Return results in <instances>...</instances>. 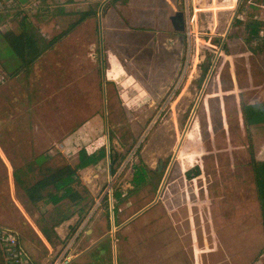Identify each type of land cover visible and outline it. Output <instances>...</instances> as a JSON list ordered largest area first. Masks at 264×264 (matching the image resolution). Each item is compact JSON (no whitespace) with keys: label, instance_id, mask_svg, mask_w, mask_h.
Listing matches in <instances>:
<instances>
[{"label":"rangeland","instance_id":"374dc122","mask_svg":"<svg viewBox=\"0 0 264 264\" xmlns=\"http://www.w3.org/2000/svg\"><path fill=\"white\" fill-rule=\"evenodd\" d=\"M140 1L130 0V6ZM61 2L24 0L16 16L19 2L1 0L0 33L17 34L24 15L44 39L55 37L77 17L73 5L71 12H59ZM179 2L180 11L155 12V19L149 14L143 24L125 19L138 12L122 16V8L116 7L104 20L98 1L80 4L95 14L61 37L31 69L13 76L19 62L0 39L5 67L0 86V226L14 229L24 247L38 255L44 248L34 225L50 222L53 214L51 206L30 203L20 187L8 183L2 157L25 179L38 175L35 166L25 171L37 153L51 154L50 166L68 160L74 164L76 154L70 150L64 156L58 148L74 130L81 131L72 143L76 152H91L102 144L115 153L112 174L105 158L79 177L77 189L84 197L77 204L80 211L67 219L63 238L53 240L44 264L63 254L68 264H173V253L181 259L190 251L188 216L194 218L199 239L202 215H255L249 151L263 159L264 122L246 127L240 108L264 103V48L255 39L247 43L244 29L248 20L264 19V0H240L233 26L229 22L239 0L216 14L206 10L208 0ZM148 7L143 4V11ZM133 165L149 170L146 183L136 189L131 188ZM194 165L198 174L186 178L184 172ZM113 190L125 192L114 217ZM69 208L67 212L75 209ZM177 226L186 245L173 252L164 241L158 263L155 235ZM233 233V227L227 229L220 240L235 244ZM93 234L104 236L79 258ZM130 246L135 248L132 256ZM241 259L223 250L203 254L201 262L241 264Z\"/></svg>","mask_w":264,"mask_h":264},{"label":"trees","instance_id":"16d2710c","mask_svg":"<svg viewBox=\"0 0 264 264\" xmlns=\"http://www.w3.org/2000/svg\"><path fill=\"white\" fill-rule=\"evenodd\" d=\"M1 1V0H0ZM125 0H106L100 5L101 13H105L110 10V8H115L117 3H122ZM14 2L17 3L16 0ZM19 4L16 5L18 12L16 16L19 15ZM242 9L241 2L239 1L237 11ZM8 11V9L6 10ZM95 14V10L89 8L84 11L78 12L76 19L72 21L68 29L60 32L55 37L46 40L40 35L35 26L23 17H19L18 23V33H6L3 34L1 31L0 39L7 45L11 53L14 54L15 58L18 60L19 65L10 74L11 76L16 75L19 72H26L36 63L39 58L50 50L56 42L66 34H68L77 25L82 23ZM235 17L232 20L231 26L235 25ZM239 22V21H238ZM244 29L246 32V42L249 43L251 40L260 41V47L264 48V21L257 20L255 18L248 20L244 24ZM0 62L5 69L2 60ZM243 116V121L246 127L252 124H259L264 122V103H252L243 104L240 108ZM250 160L249 165L251 169V174L255 184L256 197L258 201V207L261 214V227L264 237V159L257 160L253 157L252 151L250 149ZM108 159V173H113L112 165L115 161V153L110 148H105L104 145H99L96 149L88 152L84 148H79L76 152V163L70 164L64 161L56 166L48 165L49 158L44 156L34 157L33 161L28 163L25 171H29L33 166L37 169V177L32 179H25L24 174L20 173V170H12V178L16 187H20L26 196V200L30 203L38 204L41 203L45 206H51L53 214L50 216V222L44 224H37L39 232L42 237L51 245L53 240L59 242L58 237L55 233V227L60 225L61 222L69 220L73 213L77 214V204L84 201L82 193L77 189L78 184V171L91 166L96 165L103 159ZM190 171L184 172V176L189 179V177L198 174V168L196 165L192 166ZM148 169L145 166L133 165L131 173V184L132 189H136L146 183V175ZM131 189V190H132ZM131 191L130 189H128ZM125 194V192H124ZM123 192L120 190H113L110 193V211L113 217L116 215L117 207L120 202L124 200ZM104 202H108L106 196L103 199ZM62 202L65 203V207L59 209ZM75 207L69 212L67 209L69 207ZM67 207V209H66ZM80 211V210H78ZM264 254V247L260 251ZM2 254L0 251V258ZM3 258V256H2Z\"/></svg>","mask_w":264,"mask_h":264},{"label":"crops","instance_id":"0c3cea01","mask_svg":"<svg viewBox=\"0 0 264 264\" xmlns=\"http://www.w3.org/2000/svg\"><path fill=\"white\" fill-rule=\"evenodd\" d=\"M18 4H21L24 2V0H16ZM83 1V2H81ZM99 2V5L97 7H100V5L102 4V2L106 1V0H62L61 4H58L59 6H62V8L60 7L59 9H61L60 11L57 10V12H63V13H69L71 12V5H73V12L78 13L80 11H83L85 7H82L81 5L84 4L86 5L88 2ZM209 4H208V8H206V10L211 11L214 14H216L219 11H225L228 9H232V5H234V2L236 0H208ZM240 1V0H239ZM189 2V0H188ZM226 2H228L229 4H225ZM239 3V2H238ZM238 3H236V6L234 7L233 11H232V15L233 17L231 18L230 22H229V26H231L232 20L235 16V14H237V7H238ZM81 4V5H80ZM131 2L130 0H125L122 3H117L115 8H110V10L106 11L104 14L102 13V17L101 19H106L105 17L110 14L112 11H114V9H116V7H121V15L123 16V14H125L124 12L130 13V12H138V14L134 17H129L125 18L126 21L128 23L131 22H136L139 24H143L146 23L148 18L154 17V13H160V12H164V11H169V12H177L180 11V2L179 0H148L145 2V0H141L140 2H133V4L130 6ZM143 4H149V7L147 9V11H143ZM210 6V7H209ZM131 7H134V9L136 10H132ZM186 7V6H185ZM184 7V9H186ZM183 9V10H184ZM203 9L200 8V11H202ZM98 12V11H97ZM144 13H146V15H144ZM98 14V13H97ZM149 14H151V17H149ZM256 18V17H254ZM257 20H261L264 21V19L262 17L257 18ZM177 25L179 24V21H177ZM81 131H75L73 133H69V135H65L62 139V142L58 144V148L61 150L60 152L64 155L67 156V152H70V150L72 152H70L71 154H76V150H73V146L72 143H75V141H78V137L80 136ZM55 146V145H54ZM37 153V152H36ZM35 157H39V156H44L46 158L50 159L51 154L46 155V154H35ZM250 155V154H249ZM3 156V155H2ZM1 156V157H2ZM5 156V155H4ZM253 157L255 158L254 154ZM6 158V157H5ZM4 157H2V160L5 164V171H6V175H7V181L9 183V181L13 183V178H12V165L9 162V160ZM71 159L75 160L76 163V157L73 156ZM256 159V158H255ZM264 159V157H263ZM262 158L257 159V160H263ZM250 160V157H249ZM68 162L71 164L70 160H68ZM95 165H91L88 167H85L81 170L78 171V175L80 178L83 177V175L85 173H87L89 170L93 169ZM197 166V165H196ZM250 167V165H249ZM198 168V166H197ZM157 171V168L155 170V172ZM251 172V169H250ZM95 176L99 175L98 173L94 174ZM252 177V174H251ZM253 179V177H252ZM83 183V181H82ZM253 187H254V193H255V208H256V213L254 216L250 217L248 215H245L244 217L242 216H238V215H232L230 217L227 216H222V217H212V215H203L201 216V222L203 223V234H201V236L199 235V239H197L196 236V232H195V227H194V218L192 216H188L187 217V228H189L190 230L188 231V237L187 239V243H189L190 245V251L186 252V256L182 257L180 259V257H178V255L180 254H176L173 253V257H172V262L173 264H202L201 259H202V255L203 254H210V253H214V252H218V251H225L227 254L230 253V255L236 256V257H241V264L243 263H247L249 264L250 262L253 261L254 256H256V261L252 262L253 264H264V254L261 253V249L264 247V237H263V232H262V227H261V214H260V209L258 207V201H257V197H256V190H255V184H254V180H253ZM134 215V214H133ZM131 216L128 218V221L132 220L135 216ZM127 219L124 223L128 222ZM34 225V224H33ZM69 222L68 220H65L63 222L60 223V225H58L57 227H55V233L56 236L58 237L59 240H61L64 236L66 227H68ZM0 227L3 228H9L11 229L17 238V241L20 245V247H22L23 251L25 252V254L28 257V261L31 264H44L46 263V261L49 260L51 253L53 251V247H51V245L42 237L41 233L39 232L40 230L38 229V227H36L34 225L35 231L34 235L37 239V241L39 242V244L41 245V247L44 248L43 252L38 254L36 253V250L34 248H30L27 249L26 247H24V245L21 243L18 234L15 232L14 229L8 227V226H3L1 225ZM231 227H233L234 230V236H235V244H233V242H231V246H227V244L224 241H221V233L226 232L227 229H231ZM205 229L207 230V235L205 234ZM104 235H91L88 236V239L86 240L88 242V244L86 245V247L81 250L79 252V258H83L85 256V254L91 249L93 248V245L95 244L96 241H98L101 237H103ZM218 240L219 243V247L217 246V243H215V240ZM164 241L166 242L165 244L168 245V248L170 251H173L176 248H181L182 246H185L186 243L184 241V237L180 234V229L179 227H175V231L173 230V232L171 233H166V232H160L158 234L155 235V239H154V244L156 245V250L157 252L159 251L158 254H156L157 258H158V263L161 262L160 260L162 259L163 255L162 252L160 250L165 249V244ZM200 245V246H199ZM128 245H125V248ZM32 250V251H31ZM130 250V256L133 255V252H135V248H133L132 246L129 247ZM33 252V255L32 253ZM258 253V254H257ZM175 255V256H174ZM34 256V257H33ZM129 256V257H130ZM259 260H262V262H260Z\"/></svg>","mask_w":264,"mask_h":264},{"label":"built area","instance_id":"2783aa9c","mask_svg":"<svg viewBox=\"0 0 264 264\" xmlns=\"http://www.w3.org/2000/svg\"><path fill=\"white\" fill-rule=\"evenodd\" d=\"M3 69L0 62V86L4 83ZM0 251L4 261L0 264H31L22 247H20L15 233L9 228L0 227ZM68 262V255L63 254L61 259L54 261L52 264H68Z\"/></svg>","mask_w":264,"mask_h":264},{"label":"water","instance_id":"95a60500","mask_svg":"<svg viewBox=\"0 0 264 264\" xmlns=\"http://www.w3.org/2000/svg\"><path fill=\"white\" fill-rule=\"evenodd\" d=\"M158 167V166H157Z\"/></svg>","mask_w":264,"mask_h":264}]
</instances>
